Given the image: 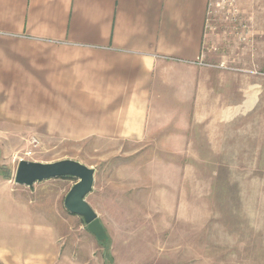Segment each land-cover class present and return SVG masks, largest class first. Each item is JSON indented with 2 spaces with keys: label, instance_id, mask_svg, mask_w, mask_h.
Returning a JSON list of instances; mask_svg holds the SVG:
<instances>
[{
  "label": "rangeland",
  "instance_id": "1",
  "mask_svg": "<svg viewBox=\"0 0 264 264\" xmlns=\"http://www.w3.org/2000/svg\"><path fill=\"white\" fill-rule=\"evenodd\" d=\"M208 13L203 52L221 71L220 134L167 151V141L73 142L0 126V264H61L56 250L66 249L81 252L79 264H264V0H210ZM22 159L94 168L86 200L109 238L97 240L65 208L77 178L19 185ZM45 225L60 238L47 230L52 243L37 255L43 239L34 233Z\"/></svg>",
  "mask_w": 264,
  "mask_h": 264
},
{
  "label": "crops",
  "instance_id": "2",
  "mask_svg": "<svg viewBox=\"0 0 264 264\" xmlns=\"http://www.w3.org/2000/svg\"><path fill=\"white\" fill-rule=\"evenodd\" d=\"M209 4L0 0V126L38 127L73 142L167 141V151L218 127L220 134L221 71L203 52ZM56 228L33 235L51 230L55 240ZM49 238L34 254L47 253ZM56 252L61 264L81 261V252Z\"/></svg>",
  "mask_w": 264,
  "mask_h": 264
},
{
  "label": "water",
  "instance_id": "3",
  "mask_svg": "<svg viewBox=\"0 0 264 264\" xmlns=\"http://www.w3.org/2000/svg\"><path fill=\"white\" fill-rule=\"evenodd\" d=\"M66 176L77 178L78 182L68 192L64 200L65 208L70 213L82 217L88 230L97 240H107L109 236L105 226L86 200L87 195L93 190L94 168L73 159H63L52 163L22 159L17 167L15 182L19 185L33 186L35 182Z\"/></svg>",
  "mask_w": 264,
  "mask_h": 264
},
{
  "label": "trees",
  "instance_id": "4",
  "mask_svg": "<svg viewBox=\"0 0 264 264\" xmlns=\"http://www.w3.org/2000/svg\"><path fill=\"white\" fill-rule=\"evenodd\" d=\"M63 178H71V179H72V178H74V177L66 176V177H63Z\"/></svg>",
  "mask_w": 264,
  "mask_h": 264
}]
</instances>
